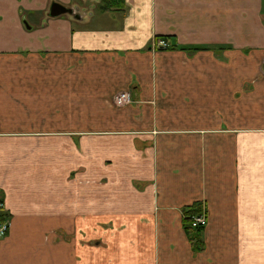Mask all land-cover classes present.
I'll use <instances>...</instances> for the list:
<instances>
[{"label":"crops","instance_id":"0c3cea01","mask_svg":"<svg viewBox=\"0 0 264 264\" xmlns=\"http://www.w3.org/2000/svg\"><path fill=\"white\" fill-rule=\"evenodd\" d=\"M90 8L0 0V264H264L263 0Z\"/></svg>","mask_w":264,"mask_h":264},{"label":"trees","instance_id":"16d2710c","mask_svg":"<svg viewBox=\"0 0 264 264\" xmlns=\"http://www.w3.org/2000/svg\"><path fill=\"white\" fill-rule=\"evenodd\" d=\"M100 4L101 11H122L124 9V0H100L98 3ZM179 50L190 51L191 53L197 52L198 50H222V47H208V46H194V47H179L175 46ZM0 203L2 204V198H0ZM201 207L199 208L197 205L190 207L188 209L183 210V226L184 230L188 236L189 241L191 242L192 249L194 252H198L203 248L202 240L200 239V228H191L189 224V218L195 216L200 213ZM8 221L7 214L0 208V224Z\"/></svg>","mask_w":264,"mask_h":264},{"label":"built area","instance_id":"2783aa9c","mask_svg":"<svg viewBox=\"0 0 264 264\" xmlns=\"http://www.w3.org/2000/svg\"><path fill=\"white\" fill-rule=\"evenodd\" d=\"M155 47L166 48L167 43L164 40L158 39L155 42ZM129 100H130V94L128 92H122L115 97L114 103L116 106L123 105L127 103ZM0 208H2L1 203H0ZM204 213L205 211L202 210L199 215H195L196 217L192 218L191 228H199L205 226L207 220L205 219L206 215ZM7 230H8V221H5L2 224H0V239H2L6 235Z\"/></svg>","mask_w":264,"mask_h":264},{"label":"rangeland","instance_id":"374dc122","mask_svg":"<svg viewBox=\"0 0 264 264\" xmlns=\"http://www.w3.org/2000/svg\"><path fill=\"white\" fill-rule=\"evenodd\" d=\"M84 1H87V0H84ZM100 2V0H88V5L92 8V9H94L93 11L95 12V13H99V12H114V11H101L100 9V4H98ZM82 6V5H81ZM90 8V9H91ZM78 10L80 11V9L78 8ZM263 16H264V0H263ZM156 40H158V39H156ZM156 40H155V42H156ZM161 40H162V38H161ZM164 40V39H163ZM166 42V41H165ZM167 43V42H166ZM155 46V45H154ZM157 48V47H156ZM166 48H168V44H167V47ZM162 49V48H161ZM165 49V48H164ZM19 57V56H18ZM15 58V61L13 62V64L15 65V66H20V65H27V64H33V63H30L29 61V59H27V58H24L25 60H24V63H22L21 61H20V58ZM34 65V64H33ZM122 92H128L129 93V91H121V92H118V93H116L115 95H113L112 96V98H111V104L112 105H114V106H116L115 105V103H114V99H115V97L118 95V94H120V93H122ZM130 94V93H129ZM132 104V100H131V95H130V100L127 102V103H125V104H123V105H117L116 107H124V106H127V105H131ZM91 123V126L92 127H88L87 129H94V130H98L99 128V122H97V121H91L90 122ZM95 127V128H94ZM203 210V209H202ZM205 211V210H204ZM200 213H201V211H200ZM199 213V214H200ZM199 214H197V215H199ZM205 215H206V213H204ZM193 217H196V216H192V217H190L188 220H189V224H190V226H191V221H192V218ZM205 219L207 220V217H205ZM206 224H207V221H206ZM206 224H205V226H206ZM204 226V227H205ZM204 227H199L200 229H203Z\"/></svg>","mask_w":264,"mask_h":264},{"label":"water","instance_id":"95a60500","mask_svg":"<svg viewBox=\"0 0 264 264\" xmlns=\"http://www.w3.org/2000/svg\"><path fill=\"white\" fill-rule=\"evenodd\" d=\"M75 10H78V7H75V9H71L58 3H52L49 7L48 16L55 18L63 15H68L73 17V19H77L79 16L78 14H76Z\"/></svg>","mask_w":264,"mask_h":264}]
</instances>
